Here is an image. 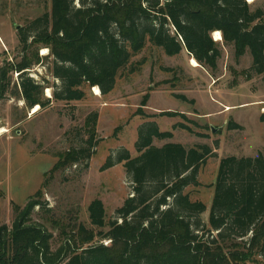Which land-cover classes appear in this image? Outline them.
Masks as SVG:
<instances>
[{
  "label": "trees",
  "instance_id": "obj_1",
  "mask_svg": "<svg viewBox=\"0 0 264 264\" xmlns=\"http://www.w3.org/2000/svg\"><path fill=\"white\" fill-rule=\"evenodd\" d=\"M217 31L222 46L212 37ZM18 40L21 62L0 66V101L16 71L30 109L52 102L44 99L45 86L28 76L40 65L42 48L50 50L44 59L51 60L49 71L58 81L56 102L83 101L86 88L111 94L120 75L144 64H134L133 58L147 45L168 57L186 51L212 72L229 47L237 58L249 54L248 77L262 76L264 82V10L247 0H51V12L29 21ZM98 118V113L87 118L88 138L67 153L65 162L78 165L92 158ZM173 136L146 122L138 129L137 157L122 148L107 159L103 170L124 165L133 194L109 221L101 200L89 205V220L98 232L76 222L53 250V235L31 218L46 203L31 200L11 228L0 227V264H241L255 254L264 259V152L221 160L206 224V204L186 190L201 186L200 169L216 155L208 145L154 144Z\"/></svg>",
  "mask_w": 264,
  "mask_h": 264
},
{
  "label": "rangeland",
  "instance_id": "obj_2",
  "mask_svg": "<svg viewBox=\"0 0 264 264\" xmlns=\"http://www.w3.org/2000/svg\"><path fill=\"white\" fill-rule=\"evenodd\" d=\"M247 2L264 10V0ZM47 12H51V0H0V66L4 61L14 66L21 62L20 30ZM218 43L222 46V41ZM222 51L218 69L212 72L192 67L186 51L168 57L161 49L147 45L133 58L134 64L143 60L144 64L137 72L131 73L129 68L120 75L111 94L98 96L93 88H86V99L64 103L52 98L58 81L49 71L51 60L44 59L50 50L42 48V61L28 76L45 86L44 99L52 102L36 114L20 95L19 73H10L9 92L0 101V132L6 131L0 133V227L11 228L28 203L38 199L46 203L45 209L36 207L31 218L53 235V250L62 245L76 222L98 232L90 223L89 205L101 200L109 221L133 194L123 164L106 170L103 167L122 148L132 157L138 156V129L146 122H155L160 131L174 135L169 140H155L156 146L208 145L216 155L200 169L201 186L186 190L193 200L206 204L208 210L202 219L207 224L221 160L255 157L264 152L262 76L248 77L252 66L249 54L237 58L232 48L224 47ZM92 113L99 115L95 152L87 163L70 165L65 157L88 138L87 118ZM230 122L240 128H229ZM179 125L191 131L176 128ZM241 264H264V259L255 254Z\"/></svg>",
  "mask_w": 264,
  "mask_h": 264
},
{
  "label": "bare ground",
  "instance_id": "obj_3",
  "mask_svg": "<svg viewBox=\"0 0 264 264\" xmlns=\"http://www.w3.org/2000/svg\"><path fill=\"white\" fill-rule=\"evenodd\" d=\"M251 2L253 1V0H250ZM214 39L216 40V41H221L222 40V34H221V32H219V31H217V32H215L214 34ZM44 53H47V51H44ZM191 61V65H192V67H194V68H198L199 67V64L197 63V61H195V59H191L190 60ZM93 90H94V93L96 94V95H100L101 93H100V90H99V88L98 87H94L93 88ZM47 96L48 97H51V91L50 90H47ZM40 110V106L38 105V106H36L34 109H33V114H36L38 111ZM6 131L5 130H2L0 133L1 134H3V133H5Z\"/></svg>",
  "mask_w": 264,
  "mask_h": 264
},
{
  "label": "water",
  "instance_id": "obj_4",
  "mask_svg": "<svg viewBox=\"0 0 264 264\" xmlns=\"http://www.w3.org/2000/svg\"><path fill=\"white\" fill-rule=\"evenodd\" d=\"M18 29H20V27H18ZM196 61V60H195ZM100 90V89H99Z\"/></svg>",
  "mask_w": 264,
  "mask_h": 264
},
{
  "label": "built area",
  "instance_id": "obj_5",
  "mask_svg": "<svg viewBox=\"0 0 264 264\" xmlns=\"http://www.w3.org/2000/svg\"><path fill=\"white\" fill-rule=\"evenodd\" d=\"M222 41V40H221ZM31 71V70H30ZM30 71H28L30 73Z\"/></svg>",
  "mask_w": 264,
  "mask_h": 264
}]
</instances>
